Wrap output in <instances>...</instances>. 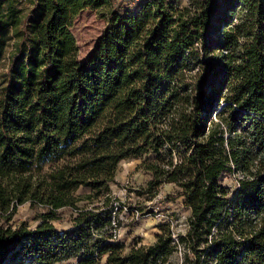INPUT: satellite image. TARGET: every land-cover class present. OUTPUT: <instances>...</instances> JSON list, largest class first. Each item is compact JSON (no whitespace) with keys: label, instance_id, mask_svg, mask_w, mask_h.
I'll return each mask as SVG.
<instances>
[{"label":"trees","instance_id":"1","mask_svg":"<svg viewBox=\"0 0 264 264\" xmlns=\"http://www.w3.org/2000/svg\"><path fill=\"white\" fill-rule=\"evenodd\" d=\"M85 9L106 24L77 57ZM196 68V69H195ZM144 193L171 183L189 208L127 252L95 231L118 163L142 158ZM234 189L222 183L235 175ZM40 206L34 228L17 206ZM73 208L57 231L56 211ZM99 211H94L98 210ZM103 212V213H102ZM264 264V0H0V264ZM105 256L104 261L101 258Z\"/></svg>","mask_w":264,"mask_h":264},{"label":"rangeland","instance_id":"2","mask_svg":"<svg viewBox=\"0 0 264 264\" xmlns=\"http://www.w3.org/2000/svg\"><path fill=\"white\" fill-rule=\"evenodd\" d=\"M179 6L188 4L189 0H173ZM139 0H112L114 6H118L121 13L132 11ZM106 14L101 9H85L72 21L70 30L77 45V57L82 59L92 47L96 37L106 24ZM196 69V68H195ZM142 158H128L118 163L113 182L109 183L106 192L95 197H87L89 188L80 187L75 194L82 198L77 202L79 208L104 207L106 198H109L108 211L115 213L119 235L114 240L122 246L123 252H127L133 245L150 244L155 240L161 224H167L173 239L186 231L190 210L183 203V196L177 194L178 189L171 183H163L154 197L144 193L148 173L138 168ZM235 175L224 176L222 183L234 189ZM94 210V211H99ZM45 210L40 206H32L25 202L17 206L11 220L12 225L23 222L26 226L34 228L39 222V213ZM103 213V212H102ZM76 212L73 208L64 207L56 211V218L51 221L57 231L70 229L72 219ZM158 217V218H157ZM112 230L108 226L95 231L97 238L109 236ZM109 240V238H106ZM105 256L101 258L104 261ZM183 251L177 250L170 259V264H182ZM20 264V263H18ZM55 264H76L69 258ZM101 264V263H100Z\"/></svg>","mask_w":264,"mask_h":264},{"label":"built area","instance_id":"3","mask_svg":"<svg viewBox=\"0 0 264 264\" xmlns=\"http://www.w3.org/2000/svg\"><path fill=\"white\" fill-rule=\"evenodd\" d=\"M117 221H118V218L116 219L115 213L112 214L110 216V223L108 225L109 229L113 231L111 234V236H112L111 240H115L119 235V229H116L117 228V225H116Z\"/></svg>","mask_w":264,"mask_h":264}]
</instances>
